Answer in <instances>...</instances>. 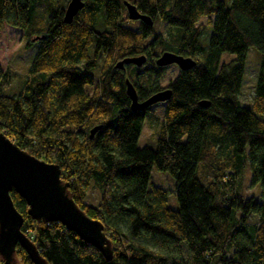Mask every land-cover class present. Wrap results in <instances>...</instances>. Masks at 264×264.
Returning a JSON list of instances; mask_svg holds the SVG:
<instances>
[{
    "label": "trees",
    "instance_id": "trees-1",
    "mask_svg": "<svg viewBox=\"0 0 264 264\" xmlns=\"http://www.w3.org/2000/svg\"><path fill=\"white\" fill-rule=\"evenodd\" d=\"M68 1L0 0V31L18 27L26 48H35L15 86L11 69L0 65V131L60 165L68 193L103 224L112 254L60 222L33 219L12 189L21 230L50 264H264V0H84L66 23ZM124 1L153 24L129 19ZM203 16L212 24L207 45ZM156 22L173 31L164 36ZM37 36L44 37L31 40ZM249 49L260 61L247 106L239 94ZM164 50L196 64L167 84L172 93L162 103L155 146H139L152 105L132 109L125 80L139 101L164 89L166 66L155 63ZM139 55L146 57L141 66L115 67ZM247 166L259 199L241 192ZM153 167L175 179L176 209L166 189L148 188ZM90 184L99 190L97 205L86 200ZM15 258L34 264L19 245Z\"/></svg>",
    "mask_w": 264,
    "mask_h": 264
},
{
    "label": "water",
    "instance_id": "water-1",
    "mask_svg": "<svg viewBox=\"0 0 264 264\" xmlns=\"http://www.w3.org/2000/svg\"><path fill=\"white\" fill-rule=\"evenodd\" d=\"M127 16L131 20H139L147 25L153 19L139 12L137 7L124 1ZM84 0H69L64 8L63 20L70 23L83 7ZM37 36L32 41L42 38ZM145 55L126 57L115 63L116 68L132 63L141 66ZM158 66L177 65L181 70L192 68L196 60L172 51H162L155 60ZM126 93L130 98L132 109H144L159 102L166 101L172 93L164 88L139 101L136 89L129 79L125 80ZM209 102L202 100L200 105ZM101 127L95 125L89 130V137ZM60 165L45 161L27 150L19 147L5 132L0 131V256L3 264H15V249L19 245L34 264H50L40 254L32 240L21 230L23 217L12 201L10 191L14 189L26 202L28 214L35 220L45 222L57 221L66 229L75 232L86 243L98 249L105 257L112 254L111 243L98 219L89 217L68 193V182L61 177Z\"/></svg>",
    "mask_w": 264,
    "mask_h": 264
},
{
    "label": "rangeland",
    "instance_id": "rangeland-1",
    "mask_svg": "<svg viewBox=\"0 0 264 264\" xmlns=\"http://www.w3.org/2000/svg\"><path fill=\"white\" fill-rule=\"evenodd\" d=\"M39 13L43 14V11L40 9ZM208 21L209 18L207 16L201 17L198 21V23L203 26L201 41L204 43V45L208 44L212 32V24L208 23ZM133 26H137V23H134ZM156 29L166 37L170 34V32L173 31L171 27L162 22H156ZM152 49H154V46ZM160 50L161 47L159 46L158 52H160ZM34 54L35 48H26L25 38L22 35V30L18 27L4 24L2 30L0 31V65L3 69L10 68L11 72L14 74V78H12L11 81L12 85H17V76H22L28 73V68ZM232 57V54H223L222 60L228 61ZM259 61L260 54L254 49H249L246 58L243 83L239 94L241 103L247 106H250L253 101V89L259 67ZM177 68L178 67L175 64L167 65L163 76L159 79V85L163 87L166 86L176 75ZM162 109V103H155L151 106L150 117L146 118L142 132L138 139L139 146H155L156 136L154 134L163 121ZM250 182L251 172L247 166L243 177L241 192L244 196H254L255 198L259 199V193L261 190L260 184L253 186L250 184ZM152 186H159L166 189L168 191L167 205L174 209L178 207L175 197V179L172 176H170L167 172L156 170L155 167H153L148 188H151ZM99 197V190L90 184L87 189V202L97 205L99 202ZM248 221H255V216L250 215Z\"/></svg>",
    "mask_w": 264,
    "mask_h": 264
},
{
    "label": "flooded vegetation",
    "instance_id": "flooded-vegetation-1",
    "mask_svg": "<svg viewBox=\"0 0 264 264\" xmlns=\"http://www.w3.org/2000/svg\"><path fill=\"white\" fill-rule=\"evenodd\" d=\"M185 56V55H184ZM155 59H156V57H155ZM177 66V65H176ZM178 67V66H177ZM179 70H181L179 67L177 68V73L179 72ZM176 73V74H177ZM161 87H163V86H161ZM167 87V85L166 86H164L163 88H166ZM159 103H163V102H159Z\"/></svg>",
    "mask_w": 264,
    "mask_h": 264
},
{
    "label": "crops",
    "instance_id": "crops-1",
    "mask_svg": "<svg viewBox=\"0 0 264 264\" xmlns=\"http://www.w3.org/2000/svg\"><path fill=\"white\" fill-rule=\"evenodd\" d=\"M0 264H3V261L0 259Z\"/></svg>",
    "mask_w": 264,
    "mask_h": 264
}]
</instances>
